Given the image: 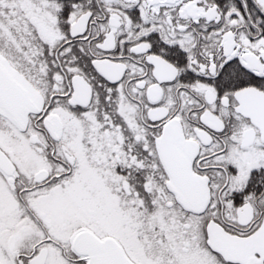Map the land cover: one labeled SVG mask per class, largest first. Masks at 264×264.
<instances>
[{
  "label": "snow or ice",
  "instance_id": "snow-or-ice-1",
  "mask_svg": "<svg viewBox=\"0 0 264 264\" xmlns=\"http://www.w3.org/2000/svg\"><path fill=\"white\" fill-rule=\"evenodd\" d=\"M0 264H264V0H0Z\"/></svg>",
  "mask_w": 264,
  "mask_h": 264
}]
</instances>
